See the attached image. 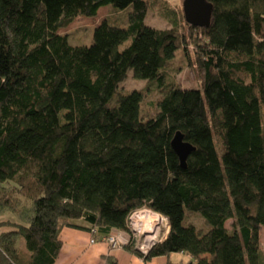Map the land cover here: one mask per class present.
Listing matches in <instances>:
<instances>
[{
  "label": "trees",
  "instance_id": "1",
  "mask_svg": "<svg viewBox=\"0 0 264 264\" xmlns=\"http://www.w3.org/2000/svg\"><path fill=\"white\" fill-rule=\"evenodd\" d=\"M207 1L209 27L184 17L203 73L194 89L166 82L188 50L178 20L146 24L148 0H0V216L13 217L0 220V264H55L65 227L85 221L102 241L129 233L141 208L170 227L145 261L264 264V0ZM108 5L132 7L126 26L103 19L82 46L60 33ZM129 71L162 90L153 116L142 114V90L118 91ZM177 132L194 147L186 167ZM124 248L140 255L133 241Z\"/></svg>",
  "mask_w": 264,
  "mask_h": 264
},
{
  "label": "rangeland",
  "instance_id": "2",
  "mask_svg": "<svg viewBox=\"0 0 264 264\" xmlns=\"http://www.w3.org/2000/svg\"><path fill=\"white\" fill-rule=\"evenodd\" d=\"M148 1L150 3V8L146 18V24L156 29H168L171 28L173 23L178 20V26L182 32L181 42H183L184 47L188 50V53L186 54L182 48L179 49L176 58L167 65L164 70L166 82L174 83L184 88L201 89L203 84V73L198 68L196 63L194 52L195 36L193 33L191 34L185 24L183 0H169V3H164L160 0ZM169 5H174L176 10H171ZM131 10L132 7H129L124 11H117L110 5L104 6L99 10L96 17L88 18L78 16L68 27L62 28L60 33L67 35L70 45H90L93 41L94 30L103 19L108 18L112 24L126 26L129 18V12ZM133 90H142L144 92V101L142 105L143 116H153L157 112V104L158 100L162 97V90L157 88L155 84L149 83L147 80L135 78L133 72L129 71L127 78L120 84L118 91L120 93H127ZM262 114L264 121V106L262 107ZM188 220L201 230H207L208 228L206 222L200 215H191ZM232 222L233 220H229L227 222L226 227L228 229L231 228ZM114 232L116 233L117 231ZM164 235H166V233ZM130 238L131 239H129V241H133L131 234ZM106 243L109 245L108 242ZM24 244V238L20 236L17 240V247L19 248ZM260 248L264 254V228L261 229L260 233ZM182 256L183 255L180 253H174L172 254V259L173 261H178ZM188 261L189 260L185 258L183 259L184 264H188Z\"/></svg>",
  "mask_w": 264,
  "mask_h": 264
},
{
  "label": "crops",
  "instance_id": "3",
  "mask_svg": "<svg viewBox=\"0 0 264 264\" xmlns=\"http://www.w3.org/2000/svg\"><path fill=\"white\" fill-rule=\"evenodd\" d=\"M171 10H176L174 5H169ZM4 218L13 219L12 216H0V220ZM78 227H65L60 235L62 241V249L55 264H106L108 257H115L120 264H184L183 259L190 260V256L183 254L180 260L173 261L170 257H157L149 261H145L138 254L129 251L126 248L111 249L105 241L91 243V234L89 232L90 225L85 221L79 220L74 222ZM4 229L0 228V231ZM25 250V244L18 248ZM181 254V253H180ZM180 261V262H179Z\"/></svg>",
  "mask_w": 264,
  "mask_h": 264
},
{
  "label": "built area",
  "instance_id": "4",
  "mask_svg": "<svg viewBox=\"0 0 264 264\" xmlns=\"http://www.w3.org/2000/svg\"><path fill=\"white\" fill-rule=\"evenodd\" d=\"M162 1L169 2V0ZM128 228L129 233L117 231L100 238V240L108 242L111 249L115 250L128 245L131 234L135 250L139 252L142 258H145L155 245L166 238L170 227L165 216L151 209L141 208L129 215ZM165 233L166 235H164ZM98 241L93 237L91 238V243Z\"/></svg>",
  "mask_w": 264,
  "mask_h": 264
},
{
  "label": "water",
  "instance_id": "5",
  "mask_svg": "<svg viewBox=\"0 0 264 264\" xmlns=\"http://www.w3.org/2000/svg\"><path fill=\"white\" fill-rule=\"evenodd\" d=\"M213 4L207 0H183V13L187 23L195 27H209L213 14ZM172 147L177 153L182 167H186V161L194 147L184 141V136L177 132L172 140Z\"/></svg>",
  "mask_w": 264,
  "mask_h": 264
}]
</instances>
